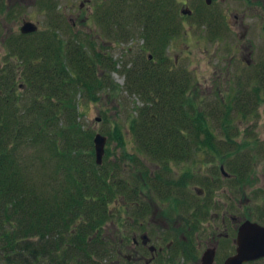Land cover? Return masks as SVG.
Returning <instances> with one entry per match:
<instances>
[{"label": "trees", "instance_id": "16d2710c", "mask_svg": "<svg viewBox=\"0 0 264 264\" xmlns=\"http://www.w3.org/2000/svg\"><path fill=\"white\" fill-rule=\"evenodd\" d=\"M57 1L50 6L52 0H44V6L55 17V21L49 22L50 29L6 39L9 54L16 56L17 65L0 67V264H33V257L45 261L49 246L44 242L34 249L31 238L37 235L43 240L52 235L60 243L67 239L66 264H106L110 248L118 245L106 231V224L114 215L112 204L129 199V182L119 169L125 159L109 164L111 153L115 158L119 156L116 150L106 147L99 164L95 131L81 120V97L96 100L101 91L113 89L110 72L118 68L119 62L112 55L103 56L90 42L87 45L92 51L83 52L86 42L80 37H63L59 27L65 25L70 29L72 24L62 18ZM136 1L123 14L117 11L119 2L112 1L107 8L103 4L97 18L108 24V30L119 32V36L133 30L129 24L140 26L148 40L152 58L140 51L129 66L130 60L122 63L126 74L123 88L143 102L134 104L136 112L129 115L139 148L162 165V170L152 176L146 169L144 182L155 185V179L159 180L157 191L167 193V184L176 182V178H170L169 183L163 176L166 171L171 172L170 161L190 158L201 144L213 151L219 148L217 139H213L214 132L206 124L205 109L188 92L189 78L168 66L165 42L168 43L167 37L170 31L175 32L178 23L171 7L173 0H153L148 7L145 0ZM4 6L5 1L0 0V15ZM120 16L123 23L119 22ZM159 23L165 24V31L158 28ZM98 61L103 67L100 73ZM255 99L264 100L259 94ZM253 105L246 114L255 109ZM114 130L122 136L120 126ZM107 132L112 137V132ZM257 139L255 133L240 143L230 139L229 144L238 154L252 140L257 147ZM243 153L226 161L230 171L238 175L239 184L247 181L246 173L254 167L247 164V151ZM127 160L124 163L129 166ZM131 175L132 181L139 176L134 171ZM178 181L175 185L183 187L184 179ZM209 187L214 189V185ZM259 217L264 220V211ZM57 255L59 264H63L62 252L55 253V258Z\"/></svg>", "mask_w": 264, "mask_h": 264}, {"label": "rangeland", "instance_id": "374dc122", "mask_svg": "<svg viewBox=\"0 0 264 264\" xmlns=\"http://www.w3.org/2000/svg\"><path fill=\"white\" fill-rule=\"evenodd\" d=\"M1 1H5V8L0 15V67L6 68L7 65H17L16 56L9 54L7 36H18L22 33L21 26L26 19L35 22L39 29H50L49 22L55 21V17L52 10L44 6V0ZM56 1L52 0L50 6L56 4ZM81 1L83 0H58L57 9L59 8V11L68 17L76 12L79 13ZM112 1L119 2L117 11L120 14L126 13L135 5L133 2L135 0H92V3H88V9L92 7L91 4L100 8L102 3L107 8ZM146 1L147 7L149 2L153 3V0ZM182 1L173 0L171 5L177 15L175 20L178 22L176 25L178 27L177 29L176 26L174 27V33L171 34L170 31L167 37H170V41L165 42L164 53L165 56L171 58L168 61L169 69L189 78L188 92L193 98L199 97L198 104L207 113L206 124L214 132L213 139H217L216 147L222 148L223 151L219 153L201 144L203 146L194 154L192 153L190 158L186 157L181 161L173 162L172 166L174 165L177 170L168 175L172 177V175L176 176L179 171L184 173L190 171L196 176L191 182H197L198 190L202 188V182L198 179L202 175H207L209 178H212L215 173L221 175V179L218 180L219 186L214 187L207 195H197V198L202 196L201 198L214 203L206 206V209L209 208L208 215L210 212H213V215L218 212L220 215L223 209H228L235 219L228 220L227 229H221L235 236V224L244 218L264 224V220L259 217V213L264 211V100L257 102L255 99L258 94L264 98V0H212L210 3L206 0H189L187 3H182ZM181 9H191L192 13L185 14ZM87 14L84 8L81 15L84 17ZM119 18L121 20L119 22L123 23L122 16ZM98 19L101 18L93 15L84 20L83 25L76 26L84 30L86 34L87 39L84 40L86 43H84L83 52L92 51L87 45L90 42L103 56L112 55L121 64L125 59L130 60L127 63L128 66L132 63L131 59L140 51L146 54L151 52L148 40L142 34V27H131L129 24L133 30L125 31L119 36V32L113 29L108 30V24H102L97 21ZM63 28H59V33L67 37L68 31L66 32ZM158 28L165 31L166 26L159 23ZM97 63H99L100 73L103 70L102 62ZM120 63L117 69L110 72L114 84L113 89L101 91L100 99L81 97L80 103L84 112L81 120L95 131L94 136L97 132H102L107 136L105 149L109 147L112 151L116 150V156L119 157L115 158L111 153L108 159L109 164L113 162L112 160L119 158L120 160L121 158L129 159L126 163L130 164V167L125 165V160H121L122 163L119 164L121 176L129 182L126 183L129 187V189L126 188L129 192V199L143 200L153 197V199L165 201L167 207L171 204L168 201L170 196L171 199L176 197L188 199L192 198V195L195 197L194 190L196 189L193 184L195 182L187 189L192 192V195L190 193L176 195L169 194V192H158L160 181L156 179L155 185L151 182L142 185L147 178L143 172L146 169L153 172L161 164L149 152L139 148L140 145L132 133L129 115L131 112H136L134 104H141V100L137 95H128L123 88L126 74L122 71ZM247 101L250 103L245 104L248 103ZM251 105L255 109L248 115L246 113ZM115 126H120L122 136L114 133ZM107 130L112 132V137H109ZM255 133L258 136L257 147L252 140L251 144L244 145L242 152L237 154L233 146L229 144L231 140L240 143L245 139H250ZM119 134H121L120 131ZM123 139L125 141H122ZM244 151H247L249 157L247 164L254 167L246 173L247 181L239 184L238 175L234 172L229 173V165L227 166L223 161L244 155ZM221 164L225 166H220ZM219 169L222 171L220 172ZM128 170L137 172L139 176L132 181L131 172ZM121 195L119 194V198ZM112 209L114 215L106 224V231L112 237L115 236L114 231L125 233V231H131L134 228L133 225L137 224L127 220L128 215H135H130L126 206L122 205L119 211L118 205L112 204ZM167 212L168 210L163 208L154 217L162 219ZM208 218L210 219L211 216ZM218 223L220 221L216 222ZM51 237L52 235L46 236V238ZM46 238L43 240L40 235L32 237L34 249L44 242L48 243ZM21 257L27 256L21 255ZM33 259L35 262L34 257ZM246 264H264V258Z\"/></svg>", "mask_w": 264, "mask_h": 264}, {"label": "flooded vegetation", "instance_id": "af4514ba", "mask_svg": "<svg viewBox=\"0 0 264 264\" xmlns=\"http://www.w3.org/2000/svg\"><path fill=\"white\" fill-rule=\"evenodd\" d=\"M88 3H92V0H83L80 3L81 10L79 13H74L75 17L72 18V22L75 26H79V24L83 25V21L88 17L91 18L95 11H102L103 3L100 5V8H97V5L95 7L94 4H91V9H88ZM84 8L88 14L83 17L81 14ZM173 162L175 161H170L171 172L166 171L163 176L169 179V183L171 181L170 178L174 180L176 178V182L184 179L185 183L183 187L175 185L177 184L176 182H173L174 184H167V193L176 195L181 193L191 194L192 192L187 189L194 184L196 196L194 197L191 194L193 197L188 199H171L170 196V200L168 201L171 204H168L167 207L165 206V201L156 200L153 197L143 200H118V210L121 211L122 205L126 206L127 212L130 215H135H128L126 217L127 220L129 222H136L137 224L133 225L134 228L131 231H125V233H116L114 231L115 236L113 238L117 241L116 244L118 243V245L114 249L113 247L110 248V254H107L109 257H106L104 263L106 261V264H205L203 261L204 253L208 248H213L215 254L212 264H224L229 256L236 253L238 229L245 218L238 224H235L234 236L231 232L222 230L221 228L227 229L229 226L228 220L235 219V216L231 215L228 209H223L220 215L218 212L215 213L216 215H213V212H210L208 215L209 208L206 209V206L214 203H211L206 198H201L202 196H198L199 198H197V195H207L210 193L212 189L210 190L209 186H219L218 180L221 179V175L215 173L212 178L202 175V177L198 178L202 182V188L198 190L199 186H197V182H191L196 177L192 172L188 171V173H184L183 171H179L176 176L172 175V171L175 172L177 170L174 165L172 166ZM159 170H162V165L155 168L153 172H150L151 176L155 175ZM219 170L220 172L222 171L221 169ZM168 173H172V177ZM163 208L168 210L164 214V217L162 219L154 217ZM209 216H211L210 219L208 218ZM213 216L217 218H212ZM217 221H220V223L216 224ZM47 242L49 249H47L45 261L41 260L40 257H36L33 264H59L60 258H57L59 256L57 255L55 258V253L58 252H62V262L66 264L64 251L68 248L69 241L64 239L60 243L52 236L48 238ZM55 244H59L60 247L55 246Z\"/></svg>", "mask_w": 264, "mask_h": 264}, {"label": "water", "instance_id": "95a60500", "mask_svg": "<svg viewBox=\"0 0 264 264\" xmlns=\"http://www.w3.org/2000/svg\"><path fill=\"white\" fill-rule=\"evenodd\" d=\"M210 3L212 0H206ZM184 13H191V9H182ZM38 25L30 20H25L21 26L23 33L35 32ZM107 136L102 132H97L94 136V146L96 160L99 164L103 161ZM236 253L229 256L224 264H244L248 261H254L264 257V224L245 219L239 226L237 234ZM214 249H207L203 256L205 264H212L214 260Z\"/></svg>", "mask_w": 264, "mask_h": 264}, {"label": "bare ground", "instance_id": "6f19581e", "mask_svg": "<svg viewBox=\"0 0 264 264\" xmlns=\"http://www.w3.org/2000/svg\"><path fill=\"white\" fill-rule=\"evenodd\" d=\"M136 1V0H135ZM187 1H189V0H183L182 2H186L187 3ZM134 2V1H133ZM137 3H138V1H136ZM80 3H82V1L80 2ZM79 3V4H80ZM135 3V2H134ZM147 3V1L145 2V4ZM81 5V4H80ZM80 5H79V7H80ZM87 7H88V4H87ZM92 8V7H91ZM90 8V9H91ZM58 11H59V8H58ZM80 11V10H79ZM83 11H84V9H83ZM101 14V11H95L94 12V16H98V15H100ZM73 15V14H72ZM66 16L65 14H61V16H62V18H64V19H67L71 24H72V27L70 28V29H67L66 27H64V26H60L59 28H63V29H65L66 30V32L68 31V35H72V36H76V37H80V38H82V39H84V40H86L87 38L85 37V31L84 30H81L80 28H78V27H76L74 24H73V22H72V18L73 17H75V15H73V16ZM88 19V18H87ZM97 21H99V20H97ZM100 22V21H99ZM38 29H39V26H38ZM22 32V31H21ZM23 33V32H22ZM170 41V40H169ZM147 54H149V57L150 58H152L153 56V54H152V52H149V53H147ZM105 56L107 57L108 55L107 54H105ZM113 57V56H112ZM167 57H169V59H171L170 58V56H167ZM117 60V59H116ZM122 61V60H121ZM118 62H119V60H118ZM120 63V62H119ZM122 63H123V61H122ZM117 66H118V64H117ZM120 66L122 67V64L120 63ZM139 98V97H138ZM140 99V98H139ZM197 99H198V101H200V99H199V97H197ZM141 100V99H140ZM143 102L141 101V104H142ZM222 148L221 149H219V151H217V152H219V153H222ZM213 155H215V154H213ZM229 157V156H228ZM232 160H233V158H232ZM228 161V160H227ZM226 165H227V162L226 161H223ZM224 164H221V166H223ZM225 166V165H224ZM229 173H233V172H231L230 171V169H229V171H228ZM227 172V173H228ZM209 249V248H208ZM210 249H213V248H210ZM253 261V260H252ZM249 262H251V261H249Z\"/></svg>", "mask_w": 264, "mask_h": 264}]
</instances>
